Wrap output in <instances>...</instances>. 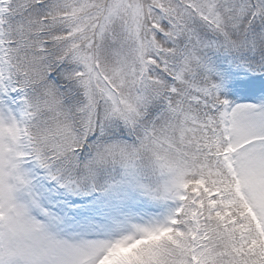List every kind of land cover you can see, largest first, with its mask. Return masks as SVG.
<instances>
[{
    "label": "snow or ice",
    "instance_id": "1",
    "mask_svg": "<svg viewBox=\"0 0 264 264\" xmlns=\"http://www.w3.org/2000/svg\"><path fill=\"white\" fill-rule=\"evenodd\" d=\"M0 264H264V0H0Z\"/></svg>",
    "mask_w": 264,
    "mask_h": 264
}]
</instances>
